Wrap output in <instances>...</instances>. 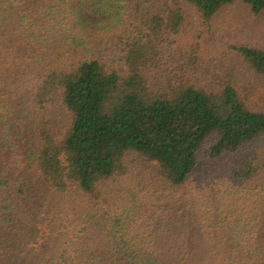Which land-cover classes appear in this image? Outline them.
Listing matches in <instances>:
<instances>
[{"label": "trees", "instance_id": "obj_1", "mask_svg": "<svg viewBox=\"0 0 264 264\" xmlns=\"http://www.w3.org/2000/svg\"><path fill=\"white\" fill-rule=\"evenodd\" d=\"M235 6L0 0V264H264V110L188 29Z\"/></svg>", "mask_w": 264, "mask_h": 264}, {"label": "rangeland", "instance_id": "obj_2", "mask_svg": "<svg viewBox=\"0 0 264 264\" xmlns=\"http://www.w3.org/2000/svg\"><path fill=\"white\" fill-rule=\"evenodd\" d=\"M189 19L190 40L206 43V55L216 79L238 86L251 107L264 110V76L254 73L238 53L225 47L227 44L230 47L241 44L264 47V14L253 17L248 10L235 6L222 11L207 26L193 13ZM223 50L230 52L225 54ZM252 151L264 162V140Z\"/></svg>", "mask_w": 264, "mask_h": 264}]
</instances>
